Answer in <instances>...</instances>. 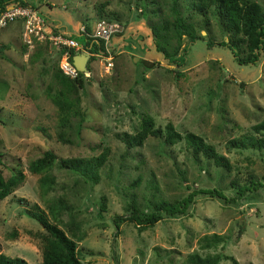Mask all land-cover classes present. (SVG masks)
Segmentation results:
<instances>
[{"label": "rangeland", "instance_id": "obj_1", "mask_svg": "<svg viewBox=\"0 0 264 264\" xmlns=\"http://www.w3.org/2000/svg\"><path fill=\"white\" fill-rule=\"evenodd\" d=\"M255 1L264 10V0ZM26 2L48 26L68 36L81 24L90 32L97 19L114 22L118 30L104 43L107 55L88 57L83 85L76 88L82 119L67 114L61 129L69 140L61 142L58 110L50 100L59 87L52 76L57 48L47 40L24 46L17 23L0 29V174L22 173L0 198V252L40 262L44 229L24 213L35 202L75 241L83 263L185 264L190 253L221 251L237 264H264V148L227 143L251 132L250 125L264 116V51L256 62L238 63L226 46L179 37L175 11L194 34L206 33L213 41L226 38L213 15L202 27L192 0ZM155 41L170 59L188 43L185 67L169 63ZM145 115L155 125L170 121L181 133L199 134L228 157L230 168L192 155L182 140L167 144L148 135L129 145ZM105 148L95 183L57 164V157H88ZM45 149L56 158L39 172L30 171L29 161ZM45 174L53 179L42 187L38 178ZM249 178L259 184L240 194L237 188ZM199 187L216 188L224 196L196 193L183 213L160 211V219L140 230L130 218L112 220L127 215L130 203L142 216L156 201ZM212 234L218 240L202 247ZM217 264L231 261L222 258Z\"/></svg>", "mask_w": 264, "mask_h": 264}, {"label": "trees", "instance_id": "obj_2", "mask_svg": "<svg viewBox=\"0 0 264 264\" xmlns=\"http://www.w3.org/2000/svg\"><path fill=\"white\" fill-rule=\"evenodd\" d=\"M6 3L29 4L26 0H0V10L4 8ZM191 5L192 9H195L196 13L200 15L203 28L209 24L208 14L213 15L216 17L222 31L227 33L226 38L213 41L206 33L194 34L191 30L190 23L185 22L179 13L175 11V25L179 28V37L185 35L188 37L187 42L199 38L205 40L207 45L216 43L226 46L230 49L232 56L238 63H253L259 59L261 51H264V10L259 3L255 0H192ZM84 29L87 32L89 31L88 26H84ZM52 30L56 31V28L52 27ZM152 32L155 36L157 35L156 29L153 28ZM72 37L77 39L82 45V48L89 53V58H93L96 54L107 55L103 39L87 36L81 30H78ZM155 44L156 50L160 51L164 58L169 59L168 62L174 67H185L183 65L188 43L181 47L179 57L171 55V59L170 52L166 51L163 46L157 44L156 41ZM60 51L58 50L57 57ZM70 54H73V51H70ZM52 76L59 84V87L54 91L53 95H50V100L58 110L57 125L59 128L56 131V137L61 142H67L69 139L64 136L63 129H61L66 123L67 114L77 115L79 119H82L81 112L75 104L78 101L76 88L77 86L81 87L83 85L82 71H77L75 77H68L56 67ZM250 129L251 132H243L239 136L228 139V145L230 147L240 148H264V116L260 120L252 123ZM148 135L159 137L163 143L167 144L182 140L190 148L192 155L200 154L202 157L210 159L216 166L225 169L230 168L228 157L217 151L212 143L205 141L199 134L189 130L181 133L173 127L170 121L165 122L162 126L155 125L149 115L141 118L138 130L127 140V143L131 145L134 143V140L140 142ZM106 153L107 148L101 150L96 155L88 157H57V164L62 168L76 172L84 181L95 183L99 178L97 170L106 159ZM54 158H56V155L50 149H45L39 156L30 160L27 167L32 172H39L43 167L51 163ZM21 179L22 173L20 171L6 178H3L0 174V198L7 195ZM52 179L53 177L51 175L45 174L38 178V182L40 186L44 187L49 185ZM257 184L259 183H255L254 180L249 178L247 183L240 185V188H237V190L242 194L245 189L255 187ZM196 193L224 196L216 188H194L179 198H174L173 200L160 199L156 201L154 203V209L142 216L138 214L133 203H130V212L127 215H114L112 220L116 224L118 220L130 218L135 222L137 229L140 230L160 219V211L168 214L183 213ZM16 199L20 201L22 197L18 196ZM103 207V202H100L99 209ZM24 213L34 219L44 229L43 233L39 235L41 260L39 263H28L20 256H10L0 252V264H87L78 258L75 241L58 224L50 221L37 203H30L25 208ZM204 240L201 246L208 247L213 244L212 241L216 242L218 238L216 234H212L211 239L205 237ZM222 258H229L231 264H237V261L232 255H226L221 251L206 253L202 256L196 252L190 253L186 257L185 264H217Z\"/></svg>", "mask_w": 264, "mask_h": 264}, {"label": "built area", "instance_id": "obj_3", "mask_svg": "<svg viewBox=\"0 0 264 264\" xmlns=\"http://www.w3.org/2000/svg\"><path fill=\"white\" fill-rule=\"evenodd\" d=\"M11 23H17L21 27L20 40L26 47L31 48L34 44L47 40L48 44L61 50L57 57V67L68 77L76 76L78 70L71 62L70 51L73 53L87 52L77 39L59 31H53L52 27L44 22L37 9L28 4H5L4 8L0 10V29ZM115 26L114 22L97 19L90 32L85 31L83 24L80 25L79 30L85 32L87 36L101 38L105 43L110 34L118 30Z\"/></svg>", "mask_w": 264, "mask_h": 264}, {"label": "water", "instance_id": "obj_4", "mask_svg": "<svg viewBox=\"0 0 264 264\" xmlns=\"http://www.w3.org/2000/svg\"><path fill=\"white\" fill-rule=\"evenodd\" d=\"M89 57V53L84 51L75 52L71 55V62L78 71L86 70V62Z\"/></svg>", "mask_w": 264, "mask_h": 264}]
</instances>
